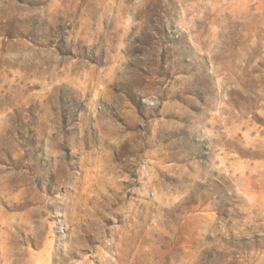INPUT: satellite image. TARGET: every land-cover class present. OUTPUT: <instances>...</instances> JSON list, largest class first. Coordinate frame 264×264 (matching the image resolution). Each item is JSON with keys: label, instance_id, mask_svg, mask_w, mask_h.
I'll list each match as a JSON object with an SVG mask.
<instances>
[{"label": "rangeland", "instance_id": "1", "mask_svg": "<svg viewBox=\"0 0 264 264\" xmlns=\"http://www.w3.org/2000/svg\"><path fill=\"white\" fill-rule=\"evenodd\" d=\"M0 264H264V0H0Z\"/></svg>", "mask_w": 264, "mask_h": 264}]
</instances>
